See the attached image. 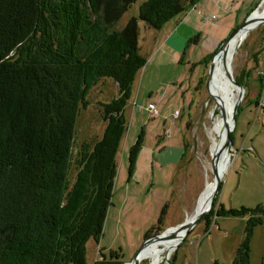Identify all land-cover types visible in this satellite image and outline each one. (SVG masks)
<instances>
[{"label":"trees","instance_id":"obj_1","mask_svg":"<svg viewBox=\"0 0 264 264\" xmlns=\"http://www.w3.org/2000/svg\"><path fill=\"white\" fill-rule=\"evenodd\" d=\"M135 1L0 0V264H86L87 242L101 238L126 130L124 109L146 64L138 20L160 30L198 0H148L117 31ZM105 79L118 94L102 104L104 131L73 155L80 108ZM142 145L141 133L129 150V174ZM218 196L201 221L204 232L214 218L245 219L231 264H250L264 204L225 209ZM163 215L164 209L144 240L165 230ZM100 255L94 264H124L120 251Z\"/></svg>","mask_w":264,"mask_h":264},{"label":"rangeland","instance_id":"obj_2","mask_svg":"<svg viewBox=\"0 0 264 264\" xmlns=\"http://www.w3.org/2000/svg\"><path fill=\"white\" fill-rule=\"evenodd\" d=\"M147 1L136 0L132 3L116 24L115 29L120 31L129 19L137 18L138 8ZM262 7L264 3L260 9ZM158 34V30H153L138 20L139 54L146 59V64L135 76L124 109L126 130L117 153V173L111 199L112 206L110 205L107 211L105 234L102 230L100 238L105 244L111 243L114 251H120L124 264L132 261L143 241L139 243L134 254H131L132 244L136 243L137 239H142L147 231L157 223L163 209L162 226L164 228L168 225L176 227L182 224L197 208L201 193L206 190L207 178L210 181L213 179L210 163L211 129L220 114L205 90L204 82L209 64L207 65L204 61L214 56L228 36L212 54L194 63V58L192 60L172 46L162 44ZM201 46L203 47V44ZM230 67L233 78L243 84L245 94L243 95L244 100L239 105L240 109L236 113L237 125V121L243 115L244 117L248 115V108L254 107V96L251 99L250 92H256V99L258 100L260 96L264 101V26H259L248 33L236 49ZM254 75H258L257 78ZM203 79V85L197 89ZM211 89L213 91V85ZM117 94V87L110 79L98 81L89 90L86 96V106L80 108L77 116L73 155L81 143L93 142V139L104 129L105 123L101 118L102 104L109 103ZM247 102L250 104L247 105ZM149 104L155 106L157 114H149L147 111ZM252 108L250 110L253 113L247 116L248 122L244 126H247L246 131L240 132V121L238 128L235 126V131L232 133L235 142L233 148L236 154L232 156L231 152L229 169L227 168V173H224L219 191L220 198L226 186L223 202L227 205V209L232 204L235 207L232 209L240 207L253 209L264 204V136L260 137L262 142L259 139L253 141L254 147L259 149L260 153L248 148L251 137L247 143L244 141L247 128L254 124L258 129L263 127L264 130V118L262 117L264 111L260 112L259 119H257L254 116L255 110ZM175 112H178V118ZM190 120L193 121L194 131L189 136ZM172 129L174 138L171 143H178L177 149L182 145L183 137H187L189 152L194 157V168L191 173L194 179L187 181L186 186L180 182L181 186L177 185L173 194L170 187L164 183H154L153 186H149L142 197L143 202L149 198L147 203L137 206L134 204L129 215L123 218V224L122 220L118 219L120 213L118 198L129 170V150L141 133L144 142L142 147L146 145V148H151L157 141V137H168L169 130L172 132ZM179 136L181 138L178 139ZM74 172L72 169L71 176H74ZM229 172L231 174L227 182ZM160 178L162 179L161 176ZM242 204L247 206H241ZM220 220L222 218H214L207 233L204 232V222L196 225L190 234L179 242L172 254L168 255L166 252L161 254L159 264H170L171 260L172 264H215V262L231 264L239 245L234 250L231 235L218 232L215 223ZM232 220L228 219L230 222ZM116 223H121V226H117V231ZM228 229L234 237L240 235V230L232 226ZM95 243L90 239L86 244V264H94L92 255ZM100 252L108 253L109 251L101 250ZM139 264H150V260L145 259ZM250 264H264V226H258L254 230L251 240Z\"/></svg>","mask_w":264,"mask_h":264},{"label":"crops","instance_id":"obj_3","mask_svg":"<svg viewBox=\"0 0 264 264\" xmlns=\"http://www.w3.org/2000/svg\"><path fill=\"white\" fill-rule=\"evenodd\" d=\"M262 1L263 0H198L195 5L181 17L165 24L160 30H158V37L161 39L162 44L167 45L168 47L169 45L172 46L175 50L187 55V57L189 56L188 58H192V60L194 58V63H196L202 60L205 56L207 57L208 54H212L214 50H217L228 34L237 28L261 4ZM202 44L203 47L201 46ZM198 64L199 63H197V65ZM115 87H117L116 84ZM250 93L249 97L251 99L252 96H254V107L248 108V115L251 116L252 111L250 108H252L255 110L254 116L259 119L260 112L264 111V106H262L264 101L262 97H259L258 100L256 99V92L254 93L252 91ZM249 104L250 103L247 102V105ZM176 116L178 118L179 114ZM247 116L244 117L243 115L241 119L237 121L236 128H238L239 122L241 121L242 126L240 125V132L246 131L245 129L247 126H244L248 122ZM262 117L264 118V114H262ZM192 123L193 121L190 120V129L188 130L189 136L194 131V125H192ZM247 129L244 141L247 143L251 137L248 148H251L250 150H253V152L260 153V150L254 147L253 141H256L257 139L261 142L263 141L262 138H260L264 136L263 127L258 129L257 125L254 124ZM103 131L104 129H102L101 133L93 140L99 139ZM169 132L170 133L167 135L168 137H157V141L151 148H146V145L141 147V150L136 157L133 171L129 174L128 170L127 178L120 189L121 192L119 191L118 198L120 207L118 219L122 220L123 224V218H126L129 215V211L134 204L137 206L147 203L149 198H146L143 202L142 197L145 189L148 190L149 186H153L154 183H164L170 187L173 194L175 191L174 188L177 185L181 186L180 182L186 186L187 181L192 180V178L194 179V176L191 174L194 168V157L189 152L187 137L184 134L185 137H183L182 145L177 149L176 146H178V143H171L172 138H174V130L172 129V132L169 130ZM179 138H181V136H179L178 139ZM231 139L232 145L234 146L235 142L233 138ZM243 150H245V148ZM235 154L236 150L232 152V156H235ZM230 174L231 172L228 174L227 182ZM225 191L226 186L223 189L221 197L219 198L218 196V203L227 209V205L223 202ZM241 206L247 205L242 204ZM233 207L234 205L232 204L230 208ZM228 219H233V222L228 221ZM245 221L246 220L242 218H222V220L215 223V227L218 229L219 233L231 235L230 238L232 237V246L234 250L242 240ZM104 225L103 233L105 234L107 219ZM117 226H121V223H116V231L118 230ZM229 226L240 230V235L234 237L232 233H229ZM168 227L173 228L171 225H168L165 228ZM143 240L144 237L142 239L139 238L136 243L132 244L133 249L131 254H134L137 246ZM101 250H106L108 252L113 250V247L111 243L105 244L99 239V241L95 243V249L92 255V260H94V262L100 259ZM102 253L106 254L105 252Z\"/></svg>","mask_w":264,"mask_h":264},{"label":"water","instance_id":"obj_4","mask_svg":"<svg viewBox=\"0 0 264 264\" xmlns=\"http://www.w3.org/2000/svg\"><path fill=\"white\" fill-rule=\"evenodd\" d=\"M264 3V0L261 2V4L240 24V26L236 29H234L228 38L221 44L219 47L218 51L214 54L212 57L209 66H208V73L207 77L205 79L204 85H205V90L207 92V95L211 98L213 103L215 104V107H219V114L221 116V119L223 121V126L225 128V141L222 147H217L215 149V155L211 153L210 150V163H211V174L213 177V188L212 191L210 192L208 203L202 206L195 214L192 216L190 220H186L182 224L173 227V228H168L164 230L161 234L159 235H154L151 236L140 244L137 252L135 253L133 259L129 263L125 264H139V256L141 252L144 250L146 246H148L152 241H159L163 239H171V240H177L179 239L180 241H183L186 236L190 234V231L193 230V228L198 225L204 217L210 212L212 209L215 200L217 198V195L220 191L222 180H221V171H220V160L222 156L225 154H228L231 157V152H233V145H232V139H231V134L234 131V128L236 126V113L238 111V107L243 100V95H244V87L239 85L235 79L232 76L231 72V67H230V61L227 62V53H228V48L229 44L231 41L236 38V36L241 32V31H246L250 32L253 29L259 27V26H264V17H254L255 13H258L260 7ZM219 55H224L225 59L223 61V67L225 68L226 74L228 79L230 80L232 86L236 89L237 92V97H236V102L233 106L232 112H231V117H232V122L233 125L230 127L228 120L226 119V114L225 110L222 108L220 105V102H218L216 99L211 96L209 93L208 87L209 83L211 81L213 71H214V60L217 56ZM167 233H170L168 236H166Z\"/></svg>","mask_w":264,"mask_h":264},{"label":"bare ground","instance_id":"obj_5","mask_svg":"<svg viewBox=\"0 0 264 264\" xmlns=\"http://www.w3.org/2000/svg\"><path fill=\"white\" fill-rule=\"evenodd\" d=\"M254 17H264V7H262L258 13L254 14ZM249 32L241 31L236 38H234L231 43L229 44L228 53H227V62H231V59L236 51V49L241 45L243 40L247 37ZM225 57L224 55H219L214 60V71L211 78V81L209 83V93L211 96L216 99L218 102H220V105L225 110L226 119L229 122L230 127H232V117L231 112L233 109V106L236 102L237 92L236 89L232 86L230 80L227 77L225 68L223 67V61ZM214 82V84H213ZM213 85V91L211 89ZM215 107V106H214ZM218 110L219 107H216ZM211 136H212V153L215 155V149L217 147H222L225 141V128L223 126V121L221 119V116L215 121L213 128L211 129ZM219 136V141H218ZM230 162V156L228 154H225L222 156L220 160V171H221V180L224 176V173H227V168ZM229 169V168H228ZM210 172V171H209ZM208 174V173H207ZM226 176V175H225ZM207 177V176H206ZM213 188V179L210 181L209 178H207L206 182V190L201 193V196L198 200L197 208L194 210L193 214L188 216V219L190 220L192 216L205 204L208 203L210 192ZM170 233H167L166 236H168ZM180 240H171V239H163L159 241H152L148 246L144 248V250L141 252L139 256V263L144 261L145 259L150 260V264H159L161 259V254L163 252L168 253V255L172 254L176 247L178 246ZM160 246V247H159ZM161 246H163L161 248Z\"/></svg>","mask_w":264,"mask_h":264},{"label":"built area","instance_id":"obj_6","mask_svg":"<svg viewBox=\"0 0 264 264\" xmlns=\"http://www.w3.org/2000/svg\"><path fill=\"white\" fill-rule=\"evenodd\" d=\"M262 106H264V103H262ZM147 111L149 112V114L151 115H155L157 114V111H156V108L154 105L152 104H149L148 107H147ZM178 114V112H175V116Z\"/></svg>","mask_w":264,"mask_h":264}]
</instances>
